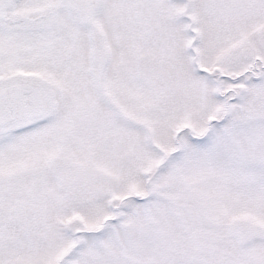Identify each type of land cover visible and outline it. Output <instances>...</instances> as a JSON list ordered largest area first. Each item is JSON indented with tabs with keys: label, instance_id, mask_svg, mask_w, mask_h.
Masks as SVG:
<instances>
[{
	"label": "snow or ice",
	"instance_id": "1",
	"mask_svg": "<svg viewBox=\"0 0 264 264\" xmlns=\"http://www.w3.org/2000/svg\"><path fill=\"white\" fill-rule=\"evenodd\" d=\"M0 264H264V0H0Z\"/></svg>",
	"mask_w": 264,
	"mask_h": 264
}]
</instances>
